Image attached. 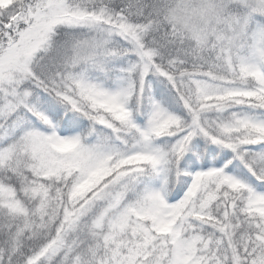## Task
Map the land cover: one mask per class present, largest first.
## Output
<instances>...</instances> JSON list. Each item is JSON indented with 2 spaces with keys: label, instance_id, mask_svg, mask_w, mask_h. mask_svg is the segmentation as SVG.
Masks as SVG:
<instances>
[{
  "label": "snow or ice",
  "instance_id": "6c2138e0",
  "mask_svg": "<svg viewBox=\"0 0 264 264\" xmlns=\"http://www.w3.org/2000/svg\"><path fill=\"white\" fill-rule=\"evenodd\" d=\"M0 264H264V0H0Z\"/></svg>",
  "mask_w": 264,
  "mask_h": 264
}]
</instances>
